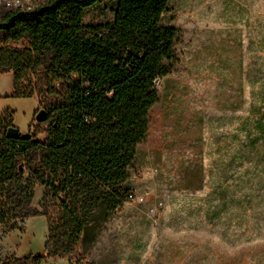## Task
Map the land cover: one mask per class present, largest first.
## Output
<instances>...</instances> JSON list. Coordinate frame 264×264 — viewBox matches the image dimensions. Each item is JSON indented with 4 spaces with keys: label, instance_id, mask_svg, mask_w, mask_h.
Returning a JSON list of instances; mask_svg holds the SVG:
<instances>
[{
    "label": "rangeland",
    "instance_id": "obj_1",
    "mask_svg": "<svg viewBox=\"0 0 264 264\" xmlns=\"http://www.w3.org/2000/svg\"><path fill=\"white\" fill-rule=\"evenodd\" d=\"M116 5L99 1L83 22L112 23ZM161 23L179 29L180 58L150 110L130 174L135 199L104 221L93 242L42 264H255L264 246V137L248 143L264 108V0H170ZM22 101L24 109L37 99ZM36 123L44 138L46 125ZM194 169L205 176L196 190L183 176ZM43 192L38 186L35 205ZM17 230L0 238V259L46 254L45 216L10 235Z\"/></svg>",
    "mask_w": 264,
    "mask_h": 264
},
{
    "label": "trees",
    "instance_id": "obj_2",
    "mask_svg": "<svg viewBox=\"0 0 264 264\" xmlns=\"http://www.w3.org/2000/svg\"><path fill=\"white\" fill-rule=\"evenodd\" d=\"M99 1L36 0L30 9L0 11V73L13 72L14 95H37L48 112L36 123L46 125L44 138L38 130L10 138V113L0 120V238L29 217L48 221L46 254H11L0 264L71 256L133 192L131 170L159 82L179 63L180 32L161 23L170 0H117L112 23L85 24V10ZM257 128L248 143L264 137L263 107ZM186 175L189 189L203 186L201 170ZM38 186L44 192L35 205ZM252 258L264 264L263 245Z\"/></svg>",
    "mask_w": 264,
    "mask_h": 264
},
{
    "label": "crops",
    "instance_id": "obj_3",
    "mask_svg": "<svg viewBox=\"0 0 264 264\" xmlns=\"http://www.w3.org/2000/svg\"><path fill=\"white\" fill-rule=\"evenodd\" d=\"M14 92H15L14 73L13 72L0 73V120L5 116L6 113H10L12 125L19 128L20 132L22 133L31 132L33 129V125L36 122L35 114L40 109L39 98L37 95L32 96L37 99L36 104L34 105L31 104L29 108L23 109L22 100L23 98L26 97H16L14 95ZM22 111L24 113L25 118L21 116ZM27 220L28 218L25 220L24 226L26 225ZM14 233H22V232L20 230H17L16 232H11L10 235ZM6 239L3 241V246H5V248L7 249L6 251H11L12 253H16L11 247L7 245ZM46 240L44 242L43 249L45 248ZM31 254H33V252H31Z\"/></svg>",
    "mask_w": 264,
    "mask_h": 264
},
{
    "label": "built area",
    "instance_id": "obj_4",
    "mask_svg": "<svg viewBox=\"0 0 264 264\" xmlns=\"http://www.w3.org/2000/svg\"><path fill=\"white\" fill-rule=\"evenodd\" d=\"M36 0H0V11L2 8H21V9H30L33 7ZM34 129V126H33ZM30 133L33 134L34 130ZM135 199V193L131 192L128 196V200L132 201ZM141 200H144V197H141ZM151 212H155L154 209Z\"/></svg>",
    "mask_w": 264,
    "mask_h": 264
},
{
    "label": "water",
    "instance_id": "obj_5",
    "mask_svg": "<svg viewBox=\"0 0 264 264\" xmlns=\"http://www.w3.org/2000/svg\"><path fill=\"white\" fill-rule=\"evenodd\" d=\"M47 119H48L47 110L44 108H40L35 114V120L37 122H45ZM7 136L10 138L28 139L32 136V133H30V132L22 133V132H20L19 128L12 125L7 129Z\"/></svg>",
    "mask_w": 264,
    "mask_h": 264
}]
</instances>
